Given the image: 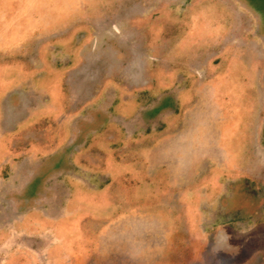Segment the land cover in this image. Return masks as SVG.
I'll return each instance as SVG.
<instances>
[{
    "label": "rangeland",
    "instance_id": "374dc122",
    "mask_svg": "<svg viewBox=\"0 0 264 264\" xmlns=\"http://www.w3.org/2000/svg\"><path fill=\"white\" fill-rule=\"evenodd\" d=\"M0 264H264V0H0Z\"/></svg>",
    "mask_w": 264,
    "mask_h": 264
},
{
    "label": "crops",
    "instance_id": "0c3cea01",
    "mask_svg": "<svg viewBox=\"0 0 264 264\" xmlns=\"http://www.w3.org/2000/svg\"><path fill=\"white\" fill-rule=\"evenodd\" d=\"M82 195H83V193H81ZM84 196V195H83ZM76 214L77 215H80V214H82V215H88V214H85L86 212H88L87 210H85V209H83V208H79V209H77L76 210ZM103 214H105V211H103ZM115 216H117V215H115ZM124 224H125V222H123ZM118 227V226H117ZM122 227V225L120 226V227H118V228H121ZM124 227H125V225H124ZM108 230H107V234H109L110 232H115L114 230H111V227H109V228H107ZM108 238H109V240L111 239V236H108ZM104 242V249H107V248H109V249H116L117 248V243H116V237L114 236H112V239L110 240V243H108L107 242V240H105V241H103ZM109 245V246H108ZM110 252V251H109ZM111 254V253H110ZM105 255H107V252H105ZM109 255V254H108Z\"/></svg>",
    "mask_w": 264,
    "mask_h": 264
}]
</instances>
